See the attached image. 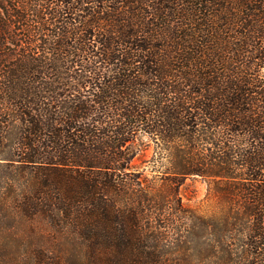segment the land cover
I'll return each mask as SVG.
<instances>
[{
  "label": "trees",
  "instance_id": "trees-1",
  "mask_svg": "<svg viewBox=\"0 0 264 264\" xmlns=\"http://www.w3.org/2000/svg\"><path fill=\"white\" fill-rule=\"evenodd\" d=\"M263 68L264 0H0V264H264Z\"/></svg>",
  "mask_w": 264,
  "mask_h": 264
},
{
  "label": "rangeland",
  "instance_id": "rangeland-1",
  "mask_svg": "<svg viewBox=\"0 0 264 264\" xmlns=\"http://www.w3.org/2000/svg\"><path fill=\"white\" fill-rule=\"evenodd\" d=\"M135 164L141 167V161L139 158L135 160ZM206 187L203 183L198 180H186L183 185L180 187V196L183 203L187 206L198 210L199 212H206V206L208 205L206 201ZM213 199L210 202H214Z\"/></svg>",
  "mask_w": 264,
  "mask_h": 264
},
{
  "label": "water",
  "instance_id": "water-1",
  "mask_svg": "<svg viewBox=\"0 0 264 264\" xmlns=\"http://www.w3.org/2000/svg\"><path fill=\"white\" fill-rule=\"evenodd\" d=\"M263 74H264V68H263Z\"/></svg>",
  "mask_w": 264,
  "mask_h": 264
}]
</instances>
